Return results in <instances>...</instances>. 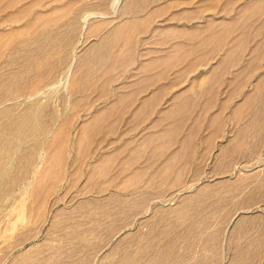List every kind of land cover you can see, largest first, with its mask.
Listing matches in <instances>:
<instances>
[{
  "label": "bare ground",
  "instance_id": "1",
  "mask_svg": "<svg viewBox=\"0 0 264 264\" xmlns=\"http://www.w3.org/2000/svg\"><path fill=\"white\" fill-rule=\"evenodd\" d=\"M234 3L235 0H0V24L7 23L0 27V264H93L94 253L101 255L100 264H214L222 257L223 230L233 219L236 220L231 227V240L241 241L247 237L248 241H255L256 235L264 236L263 220L260 223L258 214L234 211L243 209L251 199L242 198L244 190L259 189V195L264 199V176H260L256 186H243L242 181H235V176L226 184V180L221 179L196 183V177L193 184L188 185L185 176L189 175L190 167H194V175H200L203 168L198 162L191 165L194 155L185 150L188 135L198 130L182 127L180 117L167 113L163 119H175L155 130L153 141L147 137L142 143L144 155L150 157L148 149L151 147L153 156L160 157L161 162L153 176L143 177V171L139 170L128 173L138 153L125 157L120 153L121 165L115 168L116 154L101 155L74 195L84 196L82 194L95 191L93 198L84 199V196L69 209L62 206L53 210L50 226L58 227V230L48 231L42 240L25 246L38 234L37 223L43 222L48 214L52 195L59 196L55 201L58 202L64 198L59 193L62 187L66 196L79 183L82 176L79 169L67 174L65 163L72 160L77 164L85 160V148L103 142L104 135L113 133L120 121L121 97L92 112V116L80 122L76 135H71L75 110L85 108L90 96L76 95L71 105L74 111L63 114L70 100L66 105L64 97H58L59 83H65V89L77 94L81 93L80 85L86 80L92 82L88 88L95 90L99 77V84L101 81L103 84H100L98 96L104 97L107 83L117 77L116 73H111V68L119 53L109 49L110 38L96 40L81 50L80 45L105 28L116 35L130 33L145 26L146 19L161 15L156 12H165L170 6L178 13L182 9L199 12V16L206 17L200 27H181L182 41L174 49L146 58L139 68L141 78L137 79V84L140 81L138 94L141 96L147 85L156 81V76L165 77L181 57L178 50L183 49L188 40L201 37L211 47H226L225 56L221 58L223 65L219 67L217 62L200 69L199 73H192L193 83L177 90L173 109L188 112L198 105L206 109L213 102L215 83L222 81L230 63L238 60L233 50L244 49L249 44V33L260 35L264 30V0H242L238 13L222 20L212 13L205 14L219 5L229 12ZM148 5H152L150 10ZM143 11L147 16L142 21L132 17L130 20H113ZM133 52L129 46L123 69L130 64ZM250 60L256 63L257 57L253 55ZM154 67L160 69L157 75L151 72ZM262 76L261 85L264 86ZM184 77L183 73L178 75L177 81ZM203 83L208 95L199 102L197 93L193 95L191 89L197 91ZM133 91L130 90L132 95ZM232 96L229 94L226 102L234 98ZM125 102L128 107L133 106L134 96L130 102L126 96ZM147 105L145 95L140 108ZM252 107L264 110V97H259L258 101L237 102L230 117L238 122L240 113L251 112ZM258 108H254V112ZM114 113L116 117L112 118ZM219 115L215 113L207 118V131L203 136L205 148H212V143L216 142L214 138L225 122ZM183 129L187 130L186 134L182 133ZM114 141H119L121 147L127 144L121 137ZM241 141L236 138L230 144L219 146L213 165L217 173L231 168L232 162H227V158L237 155L234 152ZM165 146L173 151L168 158L165 157ZM69 148L77 152L73 153ZM230 148L233 149L229 155ZM212 149H208L210 153ZM103 163H108V168L114 170L105 177L99 170ZM238 168L241 167L236 166L231 172ZM153 184L157 187L155 192H161V196L155 194L157 198L148 203L153 195L150 196L146 188ZM110 187L114 189L105 192ZM170 188H177L176 194L174 190L172 195L165 194ZM129 189L141 193H122ZM224 192L229 196L223 195ZM202 193L214 194V197L207 199L200 196ZM227 198L229 206L225 205ZM173 199L175 202L171 203ZM140 214V218H135ZM137 220L138 224H134ZM256 223H259L258 227ZM254 226L258 229L256 234ZM237 245L229 264H235L243 251L241 242Z\"/></svg>",
  "mask_w": 264,
  "mask_h": 264
},
{
  "label": "crops",
  "instance_id": "2",
  "mask_svg": "<svg viewBox=\"0 0 264 264\" xmlns=\"http://www.w3.org/2000/svg\"><path fill=\"white\" fill-rule=\"evenodd\" d=\"M235 1L236 3H234L233 8L229 12L227 11L228 13L223 10L221 5H219L215 10L205 11V14L210 15V13H212V16L218 18L219 20H222L225 17H229L231 16V14H236L241 7L242 0H240L239 3V0ZM151 8L152 5L147 6V9L150 10ZM156 13H159L161 15L146 19L145 26L133 29L130 33L116 35L109 33L108 29L105 28L96 35L88 38L84 44L82 43L83 45L80 43L81 45L79 48L81 50L86 48L89 44L96 40H103L105 37L110 38L111 42L109 49L112 52L119 53L118 58L111 68V73H116L117 77L107 83L109 84L107 86L108 90L104 92V97L98 96L101 94V92L98 91L100 84H103L102 81L99 84V77H97L95 90H91L88 88L92 86V82L86 80L88 82L87 83L86 81H84L83 84L80 85L82 94L71 93L69 89H65V83H59L58 85V97H64L63 99L66 105L70 100V102H68L69 108H65L63 110V114L64 112L65 114H68L74 111L71 108V105L76 95H83V97H86L88 95L90 96L88 99V104L85 108L75 110L76 112L73 116V123L71 125V135L73 134V136L76 135V129L77 127H79L80 122L87 117L92 116V112L97 111V109H99L101 106L108 105L113 100L119 99V97L122 98V110L119 114L121 115V117L119 116L120 118H118L120 121L117 123L118 120L114 119L117 123L115 131L111 134H105V140L103 142L97 143V145L95 144L86 147L85 150L87 151V158L85 160L77 164H74L72 160H69L65 163L67 174H69L70 171L74 170L75 168H78L80 173L82 174V176L79 177V183L75 185V187L71 192H69V194H67L69 196H73L75 194L77 195L78 190L85 182L86 176L90 172L92 165L94 163H98L95 160L106 153H114L117 155L115 161L113 162L114 168L121 165V157L119 156L120 153H122V156L124 157L129 156L132 153H138V156L128 170V173L139 170L143 171V177L153 176L161 162L160 157L155 155L153 156L151 147L148 149V152H150V157L148 158L146 155H144V144L142 143L147 137H151V141H153L155 139V136L153 135L155 130L160 129L163 124L172 122L175 117H180L182 127H196V129L198 130L195 134H191L190 136L188 135V146H185V150L194 155L191 165L198 162L201 164V168H203L201 169L202 171L200 175H194V167H190L189 175L185 176V179L187 177L186 181L188 182V185L193 184V181L196 177H198L196 178V183L199 180L203 182H214L221 179L226 180L225 184L227 180H230L231 178L235 179L236 177L237 180L235 181H242L243 186H256L259 184L260 176H264V169H261L264 168V110L260 111L258 107H252L253 110L251 112L242 111L240 113L238 122L234 121L230 117L231 109L237 102H242L247 99L258 101L259 97H264V86L261 85V80L263 77L262 75H264V30L260 33V35H252L249 33V44L246 45L244 49L239 48L233 50L235 56L238 57V60H235V63H230V67L225 70L226 73L223 75L222 81L215 83L214 91L212 93L213 102L211 106L203 109L198 105V107L194 111L186 112L184 109L175 111L173 109V103L176 99L175 94L177 93V90L191 85L194 80L190 77V75L199 73L198 71L200 69L217 62L219 67L222 66L224 59L221 61V58L225 56L226 47H211L206 42L202 41L201 37L194 36V39H190L187 41V45L183 49L178 50V53H180L181 57L173 64L171 68H169L168 72H166L165 74V77L162 79L161 75L156 76V81H151V83L145 88V91H142V95L139 96L138 87L140 85V81L137 84V79L141 78V75L139 74V68L141 64L146 61L145 59L149 58L152 55L153 57H156L174 49L176 45L182 41L180 37L181 27H200V25L206 18L199 16V12L191 13L190 11L183 9L180 13H178L177 10L174 11V7L172 6H170L169 10H166L165 12ZM182 14H192V16H182ZM146 16V11L133 12L128 13L122 17H114L113 20H130L132 17L142 21ZM15 24H17V21L15 22ZM4 26H7V23H4L3 25L0 24V27ZM80 36L81 35L79 33L78 39L80 38ZM129 46L131 48V52L134 51L133 56L130 64L127 66V69H123V64L126 60V51ZM253 55L257 57L256 63H254L253 60H250ZM98 66L99 65H96V67ZM159 70V68L154 67L151 72H154L157 75ZM182 73L185 75V77L178 82V75ZM237 75L239 76V79L237 78ZM233 76L234 79L232 80ZM145 77L143 76V78ZM132 83H135L134 87H132ZM201 87L202 88L198 89L197 91H193L191 89V93L193 95L197 93L199 102H201L204 97L208 95L205 83L201 84ZM132 89H134L133 95L130 93V90ZM231 89H233L232 93H230ZM83 90L87 91L83 92ZM229 94H233L232 97L234 98L228 99L226 102V97ZM145 95L148 100V105L144 107V109H141L140 102ZM126 96L127 102H130L131 97L134 96L133 106L128 107L126 105ZM68 97L70 99H68ZM178 100L181 101L180 99ZM125 106L126 108L125 110H123ZM254 108H258V111L254 112ZM167 113L173 114L175 116L174 119H163V116H165ZM215 113H219L220 115H222L224 117L223 122H225L223 123L222 127H220L222 129H219L220 133L217 132L219 133L217 134L218 138L216 136V138H214L216 139V142L212 143L213 149L211 147L205 148V144L203 142V136L206 133L205 131H207V127L205 125L207 124V118ZM115 114L116 113H114L112 118L116 117ZM159 121L161 122V125L159 124ZM99 127H102V124ZM182 133L186 134L187 130L183 129ZM118 137H121L122 140H126L127 144L121 147L119 145V141H114V139ZM236 138L242 139L240 145L234 152L238 155V157L236 155L234 159L228 156L229 158H227V162H232V166H230L231 168L228 171L223 172V170L222 172L217 173V169H215L213 165L215 164L214 158H216L217 152L220 151L219 146H221L222 143L230 144V141ZM214 145L215 147H213ZM203 148L206 150H203ZM210 148L212 149L211 153L209 151L211 150ZM71 149L73 153L77 152L74 150V148H69V150ZM232 149L233 148L229 149V155L231 154ZM164 151L165 157L167 158L173 152L172 148L168 146H165ZM184 157L187 158V156ZM254 164H259L262 166L260 168L257 167L254 169ZM234 166H240L241 168H238V170H232L231 172V169H235ZM99 170L103 174V177H105L109 172L114 171L108 168V163L101 164ZM242 171L245 172V174L242 173ZM249 172L251 173L249 174ZM188 180L190 181V183ZM140 183L141 182H139L138 184ZM113 189L114 187H110V189L106 190L105 192H109ZM140 189L142 188H138V190ZM146 189L150 196L153 195V197L148 200V203H152L154 198H157L155 196H161V192H155V190H157L155 184L148 186ZM175 189L177 190V188H170L165 191V194L172 195L174 191L176 194ZM122 193L129 195L141 192H133L132 189H129L125 190ZM259 194V189H254V191H242V198L251 197V199L249 200V202H247L246 205H244V208L242 207L243 209L240 208L234 211L236 213L237 211L239 212V210L242 211L241 213H244L246 211L247 214L264 211V199H262ZM82 195L92 196L95 195V191H89L86 194ZM223 195L229 196V193L224 192ZM200 196L207 197V199H213L214 194L202 193V195ZM227 200L228 198L225 200V205H227ZM227 206H229V204ZM233 216H235V214ZM259 216L261 218L260 223L263 220L262 226L264 227V216ZM235 220L236 219H233L230 222V227H233L235 225ZM258 224L259 223H256L257 227ZM257 227L254 226V228L256 229ZM257 232L258 229L257 231L255 230L254 234H256ZM253 239H255V241H248L247 237H244L241 241H239L238 239H236L238 241H233L229 236V240H231L227 241L228 250L230 249L229 255L228 257H220L217 262H219V264H229V261L234 256L235 248L238 246L237 244L241 242L243 251L240 253L239 258L237 259V262L235 264H264V236L256 235L255 237H253ZM220 248L222 250L221 246Z\"/></svg>",
  "mask_w": 264,
  "mask_h": 264
},
{
  "label": "rangeland",
  "instance_id": "3",
  "mask_svg": "<svg viewBox=\"0 0 264 264\" xmlns=\"http://www.w3.org/2000/svg\"><path fill=\"white\" fill-rule=\"evenodd\" d=\"M240 2V0L238 1V3ZM263 152H264V150H263ZM262 165H253V167H254V169L255 168H257V167H261ZM243 171H245V170H243ZM247 171V170H246ZM189 185H191V184H189ZM73 190V188L71 189V191ZM67 191V190H66ZM79 191V190H78ZM64 193V195H63V193ZM59 193L60 194H62L61 196H63L64 198H62V199H60L58 202H55L56 201V199L59 197V196H55V195H52V197L49 199L50 201H49V204H48V211L46 212V213H48V214H45V216H44V221L43 222H40V223H37L38 225H37V231H38V234L33 238V239H31L30 241H28V243L25 245L26 247H29L30 246V244H32V243H34L35 241H37V240H42L45 236H46V234L48 233V231L49 232H54L55 230H58V227H54V226H50V224L52 223V216H53V210H54V212L58 209V208H62V206L65 208V209H69V208H71L75 203H76V201H78L79 200V198H81V199H83L84 198V196H78V197H74V195L73 196H69V195H66L65 196V189L62 187L61 189H60V191H59ZM68 194V193H67ZM83 197V198H82ZM87 197V198H86ZM90 197H92L93 198V196H85V198L84 199H89ZM70 198L72 199V200H70ZM78 199V200H77ZM163 199H166V197H163ZM69 200H70V202H69ZM72 201V202H71ZM174 203L175 202V199H173V200H171V203ZM69 207V208H68ZM259 214V215H263L264 216V211H259V212H255L254 214ZM142 214V213H141ZM137 215V217H135V218H140L142 215ZM144 214V213H143ZM237 214H239V213H237ZM50 218V219H49ZM136 220V219H135ZM132 221V220H131ZM133 221H134V218H133ZM227 222H229V221H227ZM226 222V223H227ZM44 223V224H43ZM41 224H43V225H41ZM134 224H138V220H137V222L135 221V223ZM131 225H132V222H131ZM40 226H42V227H40ZM231 224H230V222H229V226H228V224H227V227L226 228H224V230L223 231H225L222 235H223V237H222V243H221V247H222V257H228V255H229V250H228V243H227V241H228V239H229V236H230V232H231ZM36 227V226H35ZM41 228V229H40ZM57 232V231H56ZM225 237V238H224ZM102 245V244H101ZM101 245H99V247L98 248H100V246ZM20 250V249H19ZM19 250H17V251H19ZM94 254H95V256L96 257H94ZM93 254V261H94V263H93V261H92V263L93 264H98V262L100 261L101 262V260H102V257H101V255L99 254H96V253H94ZM101 257V258H100ZM225 259V258H224ZM224 259H222V260H224ZM100 262H99V264H100ZM214 264H219V262H214ZM222 264V263H221Z\"/></svg>",
  "mask_w": 264,
  "mask_h": 264
}]
</instances>
